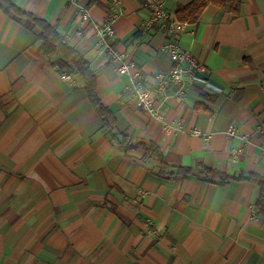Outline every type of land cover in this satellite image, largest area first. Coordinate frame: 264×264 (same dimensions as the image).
I'll return each mask as SVG.
<instances>
[{"label":"crops","instance_id":"1","mask_svg":"<svg viewBox=\"0 0 264 264\" xmlns=\"http://www.w3.org/2000/svg\"><path fill=\"white\" fill-rule=\"evenodd\" d=\"M11 1L88 59L103 104L131 140L157 143L169 166L202 161L264 177V0H239L236 18L211 4L187 26L180 48L207 73L165 99L156 93L159 116L134 96L174 66L163 49L170 34L147 24L154 0H122L104 40L95 25L111 0H79L89 20L72 0ZM163 1L176 18L192 0ZM42 42L38 27L0 8V264H264L259 186L160 175L143 148L111 140L81 76L61 55L50 62Z\"/></svg>","mask_w":264,"mask_h":264},{"label":"trees","instance_id":"2","mask_svg":"<svg viewBox=\"0 0 264 264\" xmlns=\"http://www.w3.org/2000/svg\"><path fill=\"white\" fill-rule=\"evenodd\" d=\"M216 5L219 8L232 14L233 17L240 15L241 3L239 0H192L187 5H179L176 10V18L183 23H196L201 14L209 5ZM0 8L5 12H13L15 15L27 19L30 27L39 28V38L43 40L38 50L52 63L53 59L61 55L67 64H70L72 71L78 73L84 82V89L87 92L89 100L95 110L103 120L104 127L107 129L111 140L114 143L121 144L128 148H143L159 162V174L165 177H171L175 173L188 177L197 175L210 179L211 181L219 180L225 183L230 180H248L259 186V194L255 203L256 212L264 217V177L250 173L248 175L230 176L224 171H218L208 167L202 161L197 162L195 166H169L166 162L163 151L154 141L139 140L133 141L129 136L121 132L117 127V122L113 111L103 104L98 87L97 75L91 67L88 59L80 53L75 47L71 46L67 37L62 34L56 26L45 19H41L33 13L22 10L11 0H0ZM200 107V105H197Z\"/></svg>","mask_w":264,"mask_h":264},{"label":"built area","instance_id":"3","mask_svg":"<svg viewBox=\"0 0 264 264\" xmlns=\"http://www.w3.org/2000/svg\"><path fill=\"white\" fill-rule=\"evenodd\" d=\"M72 1L78 3L83 19L89 20L90 13L88 8L79 3V0ZM121 3L122 0H111V13L103 22H99L95 25L96 33L101 39L104 40L115 34V21L118 16L122 14V11L120 10ZM147 24L149 27L158 26L166 29L170 34V39L164 44L163 49L171 57L174 66L167 73L162 71L158 72L154 89L144 87L141 84L136 85L134 87V96L140 107L146 109L153 115L155 114L159 116L155 109L156 93L159 95V98L165 99L172 86H184L186 82L194 79L195 74H206L207 68L203 64L198 63L189 51L180 48L179 36L187 29L189 24L180 22L177 18H174L165 7V2L163 0H154L152 2L151 13ZM117 58L120 61L121 57ZM129 67V64L122 63L119 72L126 73ZM62 78L70 80L71 76L64 73L62 74ZM171 129H173L172 126H167L165 128L166 131H170ZM175 129H178V127ZM230 134L238 135V132L232 130ZM243 138L247 141L245 136H243ZM262 153L264 155V144L262 145Z\"/></svg>","mask_w":264,"mask_h":264}]
</instances>
